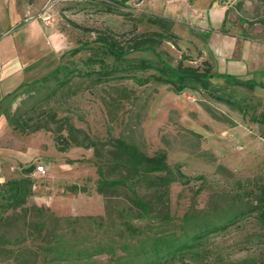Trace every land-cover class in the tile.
Returning a JSON list of instances; mask_svg holds the SVG:
<instances>
[{"label": "rangeland", "instance_id": "1", "mask_svg": "<svg viewBox=\"0 0 264 264\" xmlns=\"http://www.w3.org/2000/svg\"><path fill=\"white\" fill-rule=\"evenodd\" d=\"M39 4L55 30L65 69L57 79L36 84L16 109L14 119L27 126L21 129L12 123V134L0 137V182L21 176L31 164H43L46 174H30L37 194L30 203L47 207L53 216L84 217L73 225L60 223L68 231L73 229L67 236L71 244L119 246L120 236L123 241L126 236L121 233L126 218L120 211L131 192L122 186L110 188L107 201L97 186L98 166L107 169L108 157L97 156L92 147L76 145L84 134L103 140L111 131L149 154L166 151L168 162L180 164L189 176H205L189 184H171L169 221L131 219L143 230L132 243L139 248L147 235L165 237L159 255H154L151 239L145 246L152 260L168 264H264V219L250 192L264 179V124L251 120L252 115L264 112V75L259 72L264 70V0H128L127 8L112 12L107 10L113 6L111 0H39ZM215 5L227 9L224 25L216 19ZM152 14L173 23L180 47L164 42L160 50L174 64L186 53L184 63L188 65L204 66L209 61L214 70L246 67L248 78L263 86L250 90L227 85L223 79L211 80L218 93H230L246 103V112L216 101L199 88L177 92L171 85L139 86L129 78L96 83L84 74L83 60L99 45L95 41L98 32L112 29L124 40L134 31L158 30V25L147 21ZM76 49L79 52L72 55ZM128 57L156 60L153 53L141 51ZM107 62L112 58L107 57ZM69 133L76 141L60 151L56 140ZM153 180L155 175L144 177L136 189L155 203ZM75 184L86 191L72 193ZM187 214L190 221L184 222ZM102 217L107 219L102 222ZM224 224L227 227L222 228ZM27 231L22 227L9 232L0 242L12 241L8 246L15 243L16 247ZM45 244L31 236L19 243L34 249ZM181 245L186 247L179 251ZM131 255L118 247L115 253L94 255L89 261L40 255L33 264H135L145 259L142 254L134 259ZM0 264L19 263L15 258H2Z\"/></svg>", "mask_w": 264, "mask_h": 264}, {"label": "trees", "instance_id": "2", "mask_svg": "<svg viewBox=\"0 0 264 264\" xmlns=\"http://www.w3.org/2000/svg\"><path fill=\"white\" fill-rule=\"evenodd\" d=\"M127 1L111 0L113 6H110L107 10L112 12L113 8H127ZM147 21L158 25L159 29L142 32L134 31L131 37L124 40L119 38L112 29L98 32L95 41L99 45L93 47L90 55L83 60V64L87 68L84 74L96 83L109 81L112 78L121 80L129 78L133 79L139 86H145L150 83L171 85L177 92L199 88L216 101L224 103L233 109H238L242 113L246 112L248 107L246 103L233 99L230 93H218L219 88L214 86L211 80L214 78L223 79L227 85L242 86L250 90L255 89L258 85L263 86L261 83L254 78L243 79L229 73H221L216 69L214 70L213 65L209 61H204V66L185 64L184 61L188 58L186 53H183L181 60L174 64L171 60L172 58L160 50L164 42H171L174 46L180 47L178 43L179 37L172 31L173 23L169 19L155 14L150 15ZM139 51L153 53L156 56V60L145 57H128L130 54ZM78 52L79 49H76L72 52V55ZM107 57L112 58L111 63L107 62ZM96 66H98V69ZM63 69H65L64 64L58 66L42 80L57 79L58 73ZM139 73H148V75H139ZM64 83L63 81L61 84ZM106 105L109 106V103H106ZM251 120L264 124V112L260 113L259 116L252 115ZM12 122H16V126L21 129H25L27 126V124H21L20 126V122L14 118ZM79 132L83 131L80 130ZM85 140L88 143H85ZM73 141H76L75 137L72 133H69L68 136L59 137L56 140V145L60 151H66ZM76 145L92 147L97 156L105 155L108 157L107 169L102 165L98 166L99 180L97 186L98 192L107 201L110 199L108 192L110 188L117 189L122 186L131 192V195L127 197L126 204L120 211L122 216L126 218L121 223V233L126 234L125 240L123 241V237L120 236L122 243L119 246H116L115 243L105 242L83 247H80L79 244H71L67 240V236L74 232L73 229L68 231V228L61 227L60 223L66 222L68 225H73L74 222L85 218L53 216L48 213L49 209L47 207L38 205L36 202L30 203V199L37 195L34 190L36 185L30 174L36 171L38 166V164H31L23 168L21 176L8 178L0 182V230L6 229L2 232L0 238H5L9 232L21 230L23 227L24 229L27 228L28 231L23 235L21 241L31 236L32 238L45 240L46 244L34 249L30 246H20L19 243L21 241L16 243V247L15 243H12L14 244L13 246H8L12 241H2L0 242V259L15 258L19 264H33L37 262L40 255L45 257L53 255L52 258L54 260L78 258L79 260L89 261L94 255L105 252L115 253L118 247H122L127 251V255L132 254V259L137 255H144L145 259L135 264H168V261L152 260L148 254L149 249L145 246V243L151 239V249L155 250V254H153L159 255L161 249H164L160 244L166 242L165 237L152 239L147 235V239L142 240V245L138 248V244L132 242L133 239H138V235L143 230L135 226L131 219L157 218L164 222L169 221L171 219L169 207L171 184L174 182L189 184L192 180L203 179L205 176H189L183 172L180 164L172 166L168 162L166 151L158 150L153 154H149L136 143L130 142L123 137H117L111 131H109L108 137L103 140L93 139L89 135L84 134V139L81 142L76 141ZM104 151L105 154L103 153ZM149 175H155V180L151 182L156 193L157 202L155 203L147 200L136 189V185ZM70 191L78 193L86 190L75 184ZM250 192L255 195V199L259 204L255 208H261L260 216L264 219V179ZM87 218L96 220L98 217ZM106 219V217H102L101 221L103 222ZM188 221H190V217L187 214L184 216V222ZM234 221L235 219L231 223ZM49 224L53 225L51 229L48 228ZM101 226L102 224L99 225V227ZM221 227L225 228L227 224ZM44 230L46 231L45 233H43ZM171 245L167 243V247H171ZM185 247V245H181L178 249L182 251Z\"/></svg>", "mask_w": 264, "mask_h": 264}, {"label": "crops", "instance_id": "3", "mask_svg": "<svg viewBox=\"0 0 264 264\" xmlns=\"http://www.w3.org/2000/svg\"><path fill=\"white\" fill-rule=\"evenodd\" d=\"M40 9L39 0H0V137L12 134L15 111L34 86L64 64L55 30ZM214 14L224 25L227 9L215 5ZM216 70L252 79L246 67Z\"/></svg>", "mask_w": 264, "mask_h": 264}, {"label": "built area", "instance_id": "4", "mask_svg": "<svg viewBox=\"0 0 264 264\" xmlns=\"http://www.w3.org/2000/svg\"><path fill=\"white\" fill-rule=\"evenodd\" d=\"M36 172H38L39 174H46V168L43 164H39L36 168Z\"/></svg>", "mask_w": 264, "mask_h": 264}]
</instances>
